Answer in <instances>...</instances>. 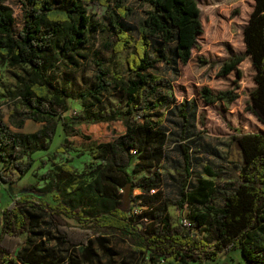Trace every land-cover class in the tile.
<instances>
[{"label":"trees","instance_id":"trees-1","mask_svg":"<svg viewBox=\"0 0 264 264\" xmlns=\"http://www.w3.org/2000/svg\"><path fill=\"white\" fill-rule=\"evenodd\" d=\"M17 1L19 29L13 9L0 0V61L19 70L8 92L10 123L0 116V183L21 180L60 128L57 151L75 146L98 163L83 185L73 186V168L64 162L43 174L44 186L29 183L27 193L12 195L1 209L0 264H210L233 251L245 264H264V131L236 129L231 137L239 155L233 181L217 190L210 180L192 178L201 165V175L219 180L225 173L207 160L200 108L238 98L244 58L252 68L246 111L264 125V0H253L243 52L221 62L227 88L201 86L181 100L168 74L177 76L197 47L196 0ZM87 4L103 14L95 18ZM123 53L121 72L116 57ZM71 101L80 102V112L68 113ZM28 119L41 126L21 131ZM97 125L109 137L83 138L81 127ZM170 150L183 174L177 198L160 189ZM30 193L51 194L52 201ZM170 205L179 211L190 205L189 226L183 218L172 222ZM116 237L129 243L128 258L117 260Z\"/></svg>","mask_w":264,"mask_h":264},{"label":"rangeland","instance_id":"rangeland-1","mask_svg":"<svg viewBox=\"0 0 264 264\" xmlns=\"http://www.w3.org/2000/svg\"><path fill=\"white\" fill-rule=\"evenodd\" d=\"M200 10V20L202 33L197 37V47L193 48L191 57L184 65L179 66L177 76L172 72L170 77H176L173 80V93L175 98L181 100L183 97H192L201 86L211 88H227L228 79L219 76L221 62L231 53L243 52L242 28L246 23L249 13L253 8V0H196ZM13 9L15 19L14 27L19 29L22 24L21 12L17 0H5ZM87 9L95 17L103 14V9L98 5L87 4ZM126 54H120L116 57V67L119 71H124ZM162 68V64H158ZM242 77L239 84L238 98L232 102L225 100L218 101L214 105H202L200 109L201 123L198 126L203 143L208 148L207 160L213 170L218 171V149L222 153L230 155L233 162L238 164V150L232 141V136L238 131H264V125L259 123L248 111H246L247 93L252 86V68L248 58H244L240 65ZM19 72L16 68L9 67L5 61H0V94H4L0 99V116L6 123L8 120L11 101L8 98V92L15 87V75ZM79 75V74H77ZM88 72H85V76ZM77 79L79 77L77 76ZM110 103L115 101L110 99ZM81 111L79 101H71V110L69 114ZM40 123L32 120H25L20 129L24 132L35 131L40 127ZM116 126V125H115ZM117 129V126H116ZM115 129V130H116ZM80 131V129H79ZM77 131V132H79ZM83 138L86 136L92 139H104L109 137V132L104 125L93 127H81ZM64 134L60 128L47 152H38L33 155L35 159L31 170L17 183H0V225L1 209L8 205L12 195L16 193H27L29 183H36L37 187L44 186L43 174L48 170H53L55 165L69 162L73 168L72 180L73 186L83 185L88 182V172L98 163L89 152L80 153V149L75 146L65 148L64 152L57 151V148L63 144ZM80 141V138H77ZM217 148V149H214ZM170 159L167 162L166 171H164V189L168 198H177L179 196V187L182 185L181 170L178 167V154L170 150ZM233 163V164H234ZM203 166L193 169L194 182L197 178L201 180H210L218 190L225 180L221 174V179L201 175ZM229 170V169H228ZM201 173V174H200ZM231 173V172H230ZM236 170L232 174L234 175ZM228 175V173H227ZM237 175V173H236ZM193 184V183H192ZM191 184V185H192ZM196 185L186 187L187 191H192ZM223 191V190H222ZM135 190L133 194H137ZM30 196L40 198L45 201H52L51 194L42 195L40 193H30ZM214 203L218 205V200ZM190 205L185 206L182 211L177 210L173 205L168 207V212L174 224L188 215L191 211ZM55 241L50 244L54 245ZM113 248L118 252L117 260L128 258L131 254L129 243L121 238H115L112 242ZM60 248V247H59ZM210 264H245L239 252L220 253L215 262Z\"/></svg>","mask_w":264,"mask_h":264},{"label":"crops","instance_id":"crops-1","mask_svg":"<svg viewBox=\"0 0 264 264\" xmlns=\"http://www.w3.org/2000/svg\"><path fill=\"white\" fill-rule=\"evenodd\" d=\"M168 75H170V73L168 74ZM176 77H174L173 78V80L175 79ZM202 137V136H201ZM203 139V138H202ZM214 149H217V148H214ZM226 154L227 153H222V151H220L219 149H218V166H223L224 167V170H223V172H225L224 173V175L223 176H225V180H223L224 182H229V181H233L234 179H235V176H236V173L238 174V171H237V164H233V163H229V162H227V160H225V158H226ZM230 156V155H229ZM231 158V157H230ZM229 169V170H228ZM234 169L236 170V173L233 175L232 174V172H234ZM231 173H230V172ZM230 173L229 175L230 176H228L227 175V173ZM160 189L161 190H163V192H164V189H166V187L164 186V182H163V184L161 185V187H160ZM164 194H165V192H164Z\"/></svg>","mask_w":264,"mask_h":264},{"label":"built area","instance_id":"built-area-1","mask_svg":"<svg viewBox=\"0 0 264 264\" xmlns=\"http://www.w3.org/2000/svg\"><path fill=\"white\" fill-rule=\"evenodd\" d=\"M151 191L153 192L154 190H151ZM181 222L183 225L189 226V222L185 217L181 220Z\"/></svg>","mask_w":264,"mask_h":264},{"label":"water","instance_id":"water-1","mask_svg":"<svg viewBox=\"0 0 264 264\" xmlns=\"http://www.w3.org/2000/svg\"><path fill=\"white\" fill-rule=\"evenodd\" d=\"M128 192H129V186L127 185L124 189V198L126 199L127 198V195H128Z\"/></svg>","mask_w":264,"mask_h":264}]
</instances>
